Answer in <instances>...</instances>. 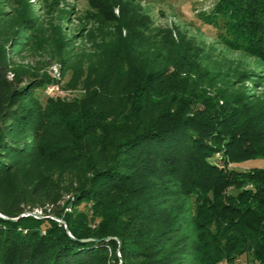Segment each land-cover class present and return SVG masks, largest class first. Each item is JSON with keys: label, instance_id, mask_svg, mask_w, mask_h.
<instances>
[{"label": "trees", "instance_id": "trees-1", "mask_svg": "<svg viewBox=\"0 0 264 264\" xmlns=\"http://www.w3.org/2000/svg\"><path fill=\"white\" fill-rule=\"evenodd\" d=\"M202 18L264 59V0ZM118 37L44 106L46 80L0 42V264H264V164L245 165L264 157V103L208 94L169 33L166 51Z\"/></svg>", "mask_w": 264, "mask_h": 264}, {"label": "rangeland", "instance_id": "rangeland-1", "mask_svg": "<svg viewBox=\"0 0 264 264\" xmlns=\"http://www.w3.org/2000/svg\"><path fill=\"white\" fill-rule=\"evenodd\" d=\"M215 1L0 0V42L15 52L18 63L46 80L34 92L42 106L67 105L79 93L82 68L102 58L94 48L98 43L106 51L118 46V36L139 45L152 37L166 51L168 33L177 44L173 49L186 58L184 66L199 67L208 94L224 89L262 104L264 59L230 49L216 37V29L202 18ZM250 163L264 164V157L245 165ZM29 213L42 216L39 209ZM114 252L118 255V248ZM235 262L254 264L250 255Z\"/></svg>", "mask_w": 264, "mask_h": 264}, {"label": "water", "instance_id": "water-1", "mask_svg": "<svg viewBox=\"0 0 264 264\" xmlns=\"http://www.w3.org/2000/svg\"><path fill=\"white\" fill-rule=\"evenodd\" d=\"M31 214H33V213H31ZM23 214H20L19 216H22ZM33 215H35V214H33ZM36 217H41L40 215H35ZM0 217H2V218H4V216L3 215H1L0 214ZM11 220H16V218H11ZM58 221H61L60 219H57ZM61 222H63V221H61ZM64 227L66 228V230H67V226H66V224H64ZM111 237H105L104 239L105 240H107V239H110ZM113 239H115L116 240V238L115 237H112Z\"/></svg>", "mask_w": 264, "mask_h": 264}]
</instances>
